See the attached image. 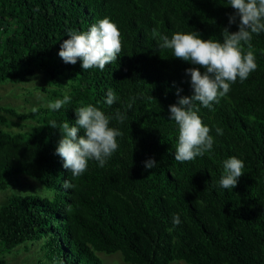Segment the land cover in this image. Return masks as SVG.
<instances>
[{"label":"trees","instance_id":"16d2710c","mask_svg":"<svg viewBox=\"0 0 264 264\" xmlns=\"http://www.w3.org/2000/svg\"><path fill=\"white\" fill-rule=\"evenodd\" d=\"M234 12L228 0H0V83H27L39 70L48 86L38 89L70 97L58 110L0 105V191L25 174L49 192L14 193L0 206V264L27 243L40 245L38 264H103L99 253H121L124 264H264V32L251 41L257 69L212 109L197 102L213 149L183 163L175 160L179 128L169 105L177 88L193 94L186 69L200 66L160 47L161 36L175 33L223 42L224 28L238 31L239 18L229 24ZM103 18L121 33L117 60L104 70L66 64L58 53L70 32ZM109 90L117 97L111 106ZM88 105L112 117L109 127L122 136L103 167L89 160L74 177L56 148L62 125L76 126V110ZM233 156L245 167L229 190L220 180ZM149 159L157 166L146 171Z\"/></svg>","mask_w":264,"mask_h":264},{"label":"clouds","instance_id":"9594fccd","mask_svg":"<svg viewBox=\"0 0 264 264\" xmlns=\"http://www.w3.org/2000/svg\"><path fill=\"white\" fill-rule=\"evenodd\" d=\"M228 3L235 10L229 16V24L236 23L237 18L239 24L236 32H229L227 27L222 30L223 42L204 40L197 33H175L171 39L166 35L160 37L163 41L161 48L171 49L174 57L200 66L186 69V74L191 78L193 94L181 96L182 89L177 88L178 99L169 105V119L175 121L179 128L175 160L181 163L193 161L213 149L214 138L209 134L210 128L198 115L195 108L197 102L204 108L212 109L214 103L218 104L228 94L230 85L237 78L243 82L258 67L251 41L254 34L264 32V0H228ZM68 37L60 45L58 55L66 64L75 65L79 59L83 70H104L106 65L117 60L122 50L121 33L109 18L93 24L87 32H70ZM201 67L205 70L203 73ZM116 99V95L109 90L107 105L111 106ZM69 101L70 97L65 95L62 100L49 104V107L58 110ZM76 113V126L70 127L68 123L62 125L63 135L56 148V154L64 160L63 167L70 170L74 177L85 173L89 160H95L103 167L119 147L117 137L122 136L119 130L109 127L112 117L98 108L88 105L80 107ZM115 119L123 123L126 115L117 111ZM51 127H56L55 122ZM81 128L85 130V135L78 136ZM216 133L222 135V129L217 128ZM144 166L146 171L154 169L157 162L149 159ZM244 167V162L235 156L226 159L220 186L234 189L244 174ZM62 186L65 189L73 187L69 180H65ZM172 223L174 227L182 223L178 214L173 215Z\"/></svg>","mask_w":264,"mask_h":264},{"label":"rangeland","instance_id":"374dc122","mask_svg":"<svg viewBox=\"0 0 264 264\" xmlns=\"http://www.w3.org/2000/svg\"><path fill=\"white\" fill-rule=\"evenodd\" d=\"M41 86H48L47 77L37 70L32 76L31 81L27 83H0V105L12 106L21 111L30 110L36 106H48L59 100L51 94L38 89ZM0 113H3L0 111ZM13 119V118H12ZM0 128H6L0 122ZM8 130L17 131L18 127H9ZM37 192L40 194L49 193L43 190L40 182L33 177L25 174L17 175L10 186L0 191V206L6 203L9 197L14 194H29ZM38 243H27L16 247L13 252L5 255L8 264H38L42 252L39 250ZM103 264H124L121 253L105 254L99 253ZM172 264H188L183 260H176Z\"/></svg>","mask_w":264,"mask_h":264}]
</instances>
